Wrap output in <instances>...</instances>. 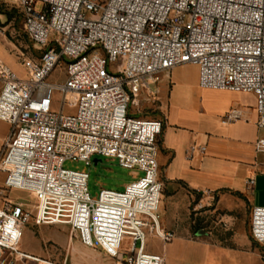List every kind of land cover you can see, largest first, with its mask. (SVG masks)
Segmentation results:
<instances>
[{
  "label": "built area",
  "instance_id": "2783aa9c",
  "mask_svg": "<svg viewBox=\"0 0 264 264\" xmlns=\"http://www.w3.org/2000/svg\"><path fill=\"white\" fill-rule=\"evenodd\" d=\"M17 1L39 53L22 60L25 77L0 63V120L11 126L0 151V264H66L20 251L29 225L68 226L117 264H165L149 251L150 239L177 238L161 225L165 121L131 115V99L191 65L201 88L253 94L264 130V0ZM57 70L62 82L50 80ZM68 96L76 98L74 113L65 112ZM197 150L206 148L189 153ZM257 151L264 152V138ZM94 156L143 176L94 199L89 174L64 168L67 161L90 165ZM12 192L35 203L13 200ZM251 235L264 246V206L252 209ZM7 251L11 258H3Z\"/></svg>",
  "mask_w": 264,
  "mask_h": 264
},
{
  "label": "crops",
  "instance_id": "0c3cea01",
  "mask_svg": "<svg viewBox=\"0 0 264 264\" xmlns=\"http://www.w3.org/2000/svg\"><path fill=\"white\" fill-rule=\"evenodd\" d=\"M12 70L26 76L23 67L14 64ZM154 85L141 95L165 121L158 158L165 186L161 225L177 238L152 253L161 255L165 264H264V246L255 242L231 246L205 238L203 230L194 234L191 222L192 206L198 210L214 200L220 207L245 202L252 209L264 206V152L257 151L264 130L258 126L255 96L201 88L199 69L191 65L162 75ZM233 111L238 118L228 120ZM10 131V124L0 120V151ZM192 146L206 150L190 154ZM48 240L61 246L66 264H117L102 249L80 239L50 235ZM42 250L23 252L47 258ZM15 264L36 263L22 258Z\"/></svg>",
  "mask_w": 264,
  "mask_h": 264
},
{
  "label": "rangeland",
  "instance_id": "374dc122",
  "mask_svg": "<svg viewBox=\"0 0 264 264\" xmlns=\"http://www.w3.org/2000/svg\"><path fill=\"white\" fill-rule=\"evenodd\" d=\"M42 8L41 4L36 6L38 11H41ZM38 53V47L31 42L26 34L20 3L17 0H0V63L11 69L14 64L22 67L21 63L24 57H30ZM63 79L64 76L59 70L50 78L54 82H62ZM155 88V85H151V89ZM56 98L58 101L56 107L59 108L63 98L61 95H57ZM67 101L69 104L66 106L65 112L74 113L76 111V98L68 96ZM129 111L131 115L144 119H158L159 114L156 106L153 103L146 102L143 95L131 99ZM95 160H98L97 164ZM64 168L89 174V190L94 199L98 198L102 190L124 192L127 185L138 181L143 176V173L137 170L121 167L118 159L104 156H94L90 165L80 161H67ZM3 179L4 176L0 174V185H2ZM9 197L30 206L35 203L34 197L28 193L12 192ZM191 210L194 234L199 230H203L205 238H212L231 246L248 242L254 243L251 235L252 208L247 202L220 207L217 201L214 200L201 210H196L194 206ZM194 234L193 237H195ZM50 235L80 239L68 226L37 227L29 225L24 233L20 251L25 250L32 253V251L43 249L44 257L48 256L47 258L52 260L62 261L63 250L60 245L48 240ZM162 248V241L157 238L150 239V252H159ZM9 257L10 251H7L3 258ZM127 258L126 256L125 261Z\"/></svg>",
  "mask_w": 264,
  "mask_h": 264
},
{
  "label": "water",
  "instance_id": "95a60500",
  "mask_svg": "<svg viewBox=\"0 0 264 264\" xmlns=\"http://www.w3.org/2000/svg\"><path fill=\"white\" fill-rule=\"evenodd\" d=\"M95 163L97 164L98 163V160H95Z\"/></svg>",
  "mask_w": 264,
  "mask_h": 264
}]
</instances>
